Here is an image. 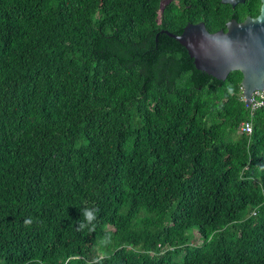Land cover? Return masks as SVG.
Returning <instances> with one entry per match:
<instances>
[{
	"label": "trees",
	"instance_id": "16d2710c",
	"mask_svg": "<svg viewBox=\"0 0 264 264\" xmlns=\"http://www.w3.org/2000/svg\"><path fill=\"white\" fill-rule=\"evenodd\" d=\"M258 6L0 0V264H264V107L160 33Z\"/></svg>",
	"mask_w": 264,
	"mask_h": 264
},
{
	"label": "water",
	"instance_id": "95a60500",
	"mask_svg": "<svg viewBox=\"0 0 264 264\" xmlns=\"http://www.w3.org/2000/svg\"><path fill=\"white\" fill-rule=\"evenodd\" d=\"M244 2L221 0L232 8ZM160 33L178 42L198 71L240 83L247 107L253 92L264 88V0L258 7L207 26L188 23L179 35Z\"/></svg>",
	"mask_w": 264,
	"mask_h": 264
},
{
	"label": "built area",
	"instance_id": "2783aa9c",
	"mask_svg": "<svg viewBox=\"0 0 264 264\" xmlns=\"http://www.w3.org/2000/svg\"><path fill=\"white\" fill-rule=\"evenodd\" d=\"M260 107H264V88L253 92L248 108L250 109V113H252L255 109ZM239 131L244 134H250L252 132L251 122H243L239 126Z\"/></svg>",
	"mask_w": 264,
	"mask_h": 264
},
{
	"label": "rangeland",
	"instance_id": "374dc122",
	"mask_svg": "<svg viewBox=\"0 0 264 264\" xmlns=\"http://www.w3.org/2000/svg\"><path fill=\"white\" fill-rule=\"evenodd\" d=\"M189 237V245H200L203 240L200 239L196 229H190L187 234ZM109 244L106 245L108 247Z\"/></svg>",
	"mask_w": 264,
	"mask_h": 264
},
{
	"label": "clouds",
	"instance_id": "9594fccd",
	"mask_svg": "<svg viewBox=\"0 0 264 264\" xmlns=\"http://www.w3.org/2000/svg\"><path fill=\"white\" fill-rule=\"evenodd\" d=\"M94 211H95V210H85L84 213H83V215H84V217H85V220L88 221L89 223H90L91 221H93L94 218H95V216H94ZM25 223H26V224H30L31 221H25ZM80 227H81V228H84L85 225H84V224H81Z\"/></svg>",
	"mask_w": 264,
	"mask_h": 264
}]
</instances>
